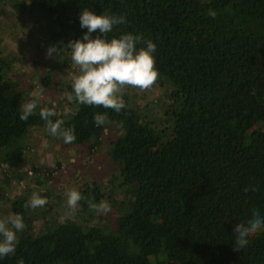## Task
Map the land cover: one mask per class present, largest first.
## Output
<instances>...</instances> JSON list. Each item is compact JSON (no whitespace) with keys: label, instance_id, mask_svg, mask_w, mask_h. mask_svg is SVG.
<instances>
[{"label":"trees","instance_id":"1","mask_svg":"<svg viewBox=\"0 0 264 264\" xmlns=\"http://www.w3.org/2000/svg\"><path fill=\"white\" fill-rule=\"evenodd\" d=\"M8 1L20 13L39 11L68 43L87 32L79 24L85 8L124 16L125 23L114 25L105 38L140 35L137 49L150 39L155 68L172 88L161 126L126 103L116 113L66 97L59 108L38 105L22 121L23 105L34 98L18 99L0 55L2 165L12 168L21 160L31 127L49 135L39 115L47 107L56 113L53 122L62 119L63 128L74 130L76 140L68 145H84L88 153L102 144L104 134L116 131L108 153L117 164L113 178L130 201L125 207L99 186L84 184L80 207L90 211L89 199L107 201L117 210L114 228L108 220L84 228L62 220L34 230L28 199L16 195L10 216L22 215L25 228L17 233L15 254L0 258V264L20 259L24 264H264V232L234 251L233 231L253 211L264 215V0ZM11 90L12 97L3 94ZM98 113L106 114L108 123L96 126Z\"/></svg>","mask_w":264,"mask_h":264},{"label":"rangeland","instance_id":"2","mask_svg":"<svg viewBox=\"0 0 264 264\" xmlns=\"http://www.w3.org/2000/svg\"><path fill=\"white\" fill-rule=\"evenodd\" d=\"M11 5L8 0L0 2V55L2 64L10 67L18 99L25 102L34 98L39 106L49 103L59 108L64 103L63 97L67 99L72 91V75L79 74V67L71 60L70 49H64L58 59L48 58L46 50L53 44L64 48L69 37L59 31L57 34L56 27L36 9L20 13ZM171 88L168 81L159 76L156 84L146 91L126 86L122 98L148 120L161 126L166 122L164 111ZM3 94L10 98L14 91ZM116 136V131H108L102 144L88 153L84 145L65 144L59 137L31 127L22 140L21 160L12 168L0 162V218L10 216V201L16 195L25 196L29 201L36 192L46 197L48 203L41 208H30L34 230L51 228L62 220L83 228L108 220L110 228H114L117 210L112 207L106 215L86 211L80 205L75 216H67L65 212L68 190H79L84 184H95L105 195L125 201V207L128 206L130 201L123 195L127 189L117 186L119 178H113L117 175V164L108 153L109 143Z\"/></svg>","mask_w":264,"mask_h":264},{"label":"clouds","instance_id":"3","mask_svg":"<svg viewBox=\"0 0 264 264\" xmlns=\"http://www.w3.org/2000/svg\"><path fill=\"white\" fill-rule=\"evenodd\" d=\"M208 15L215 18V10H209ZM125 23L124 16L95 14L87 8L79 14L81 28H86L82 39L70 41L67 46L61 48L56 44L46 50L48 58H55L62 54L64 49L71 50V60L79 67V74L72 75V92L68 93L69 100H75L79 104L100 106L112 109L120 113L126 107L122 98V90L126 86L135 87L141 91L151 89L159 78V72L155 68L153 53L156 45L150 39H145V47L139 49L136 45L141 41L140 35L124 33L118 38L107 40L106 34L113 30L114 25ZM98 31L101 35L90 38V34ZM38 107V100L33 99L22 107L20 120L27 121L34 115ZM39 115L43 119L46 131L53 137L62 138L65 144L74 143L75 132L72 128H63L64 121L57 119L53 122L50 117L56 115L53 109L40 108ZM96 126L108 123L106 114L94 116ZM247 191V189H246ZM83 199L81 193L75 188L67 192L66 212L67 216H75L79 210V202ZM48 203L46 197L33 192L26 207L41 208ZM90 210L97 213L108 214L111 205L107 201L99 203L89 199L87 201ZM25 228L23 216L13 214L0 218V258L15 254L18 243V232ZM234 251H239L249 245L250 239L264 232V215L259 211H253L251 219L246 223L237 224L234 229ZM17 264H24L23 260Z\"/></svg>","mask_w":264,"mask_h":264}]
</instances>
